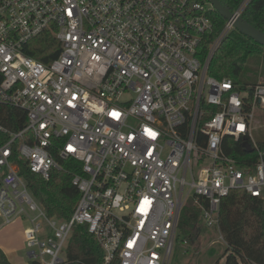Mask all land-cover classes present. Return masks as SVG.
<instances>
[{
	"label": "built area",
	"instance_id": "obj_1",
	"mask_svg": "<svg viewBox=\"0 0 264 264\" xmlns=\"http://www.w3.org/2000/svg\"><path fill=\"white\" fill-rule=\"evenodd\" d=\"M214 11L208 0H0V106L26 117L18 132L0 124V218L29 223L30 260L62 263L79 225L103 264H170L190 198L221 242L223 198L244 190L264 201V140L254 136L264 83L241 88L209 75L235 30L226 20L202 60ZM44 33L61 44L51 63L27 53ZM226 138L255 161L229 156ZM15 155L44 180L61 161L75 163L80 198L68 220L48 216Z\"/></svg>",
	"mask_w": 264,
	"mask_h": 264
},
{
	"label": "trees",
	"instance_id": "obj_2",
	"mask_svg": "<svg viewBox=\"0 0 264 264\" xmlns=\"http://www.w3.org/2000/svg\"><path fill=\"white\" fill-rule=\"evenodd\" d=\"M224 7L235 13L245 0H220ZM213 30L204 36L199 55L205 60L215 38L221 33L226 19L217 11L212 13ZM242 17L252 26L264 32V0H251L242 13ZM61 44L50 33H44L34 39L27 49L33 58L44 63H51L60 53ZM261 57L264 47L254 42L236 29L224 38L213 54L209 63V75L223 80L230 78L241 88L258 83L256 71L252 68ZM0 124L11 131L18 132L26 126L25 112L0 106ZM8 140L0 133V145ZM264 150V144H260ZM225 152L236 159L242 166L245 161H255V156L242 144L231 138L225 139ZM19 174L26 180L35 198L43 205L48 216L68 220L74 212L79 192L72 184L75 163L62 162L63 170H54L49 180L30 171L25 161L14 156ZM199 225L204 227L202 212L190 198L180 216L178 235L184 241L193 240ZM220 231L226 242L225 250L219 260L213 264H264V201L249 195L244 190H233L222 199L220 205ZM104 253L96 239L89 234L87 227L74 226L71 237L64 250V260L60 264H103ZM0 264H11L5 253L0 250ZM30 264H39L31 260ZM112 264H118L115 261Z\"/></svg>",
	"mask_w": 264,
	"mask_h": 264
},
{
	"label": "rangeland",
	"instance_id": "obj_3",
	"mask_svg": "<svg viewBox=\"0 0 264 264\" xmlns=\"http://www.w3.org/2000/svg\"><path fill=\"white\" fill-rule=\"evenodd\" d=\"M256 71L258 82L264 83V57L256 60L252 67ZM256 139L264 140V126L259 124L255 130ZM184 237L178 235L175 241L174 253L170 264H213L219 260L226 247V242L219 241L218 233L199 225L193 240L184 242ZM225 259L220 261L224 264Z\"/></svg>",
	"mask_w": 264,
	"mask_h": 264
},
{
	"label": "crops",
	"instance_id": "obj_4",
	"mask_svg": "<svg viewBox=\"0 0 264 264\" xmlns=\"http://www.w3.org/2000/svg\"><path fill=\"white\" fill-rule=\"evenodd\" d=\"M29 223L16 220L4 224L0 218V250H2L11 264H30V258L25 246V234Z\"/></svg>",
	"mask_w": 264,
	"mask_h": 264
},
{
	"label": "water",
	"instance_id": "obj_5",
	"mask_svg": "<svg viewBox=\"0 0 264 264\" xmlns=\"http://www.w3.org/2000/svg\"><path fill=\"white\" fill-rule=\"evenodd\" d=\"M214 9L226 20H234V27L241 34L247 36L254 42L264 47V32L249 24L242 16H235V13L223 6L220 0H208Z\"/></svg>",
	"mask_w": 264,
	"mask_h": 264
}]
</instances>
